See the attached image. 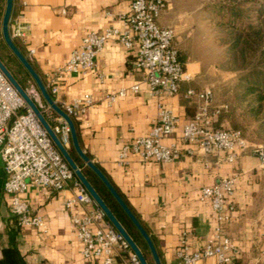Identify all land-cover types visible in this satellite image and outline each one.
Listing matches in <instances>:
<instances>
[{"label": "crops", "instance_id": "obj_1", "mask_svg": "<svg viewBox=\"0 0 264 264\" xmlns=\"http://www.w3.org/2000/svg\"><path fill=\"white\" fill-rule=\"evenodd\" d=\"M168 2L169 9L157 22L175 31L179 57L191 78L180 83L178 94L162 99L163 105L178 119L173 134L163 138L164 144L180 140L182 125L196 109V101L186 98L184 92L188 88H210L207 75L215 65L213 54L221 52L213 30L208 31L200 12L185 11L177 0ZM14 5L15 12L21 11L22 20L30 25L26 40H18V43L26 55L34 49L31 62L38 75L46 80L47 74L67 60L86 33H100L107 27L123 29L121 14L128 11L130 0H14ZM135 57L136 47L126 49L116 41H109L96 55L93 70L66 73L61 77L58 99L70 101L88 93L95 102L75 118L80 128L81 148L110 177L138 221L155 239L162 264L174 261L183 232L191 250L204 244L213 232L215 219L209 203L199 198L200 188L223 175L235 174L233 217L223 227L224 233L235 243L231 264H252L257 259L264 264V253H261L264 221L256 204L261 191L257 174L262 166L252 148L231 163L226 162L220 152H196L183 153L178 160L167 163L146 161L130 154L128 164H118L121 146L147 134L157 111V98L134 67ZM135 84L138 90L133 92L130 88ZM121 88L127 90L126 94L107 104L105 95ZM225 105L227 109L215 123L218 127L231 125L229 107ZM75 192L71 184L59 192L34 187L25 192L24 197L32 209L43 216L47 232L33 226H18L2 192L0 264H103L101 259L84 258L81 244L72 234L70 213L64 202ZM90 208L85 204L76 207L79 211ZM111 264L131 263L126 255L118 254ZM195 264H216V259L205 258Z\"/></svg>", "mask_w": 264, "mask_h": 264}, {"label": "built area", "instance_id": "obj_2", "mask_svg": "<svg viewBox=\"0 0 264 264\" xmlns=\"http://www.w3.org/2000/svg\"><path fill=\"white\" fill-rule=\"evenodd\" d=\"M167 9L168 0H130L128 11L121 14L123 29L107 27L100 33H86L67 60L46 76L44 85L51 92L53 101L71 118L84 114L94 105V99L88 93L73 97L70 101L58 99L61 77L66 73H86L93 70L96 67V55L109 41H116L126 49L136 47L134 67L150 93L157 98V111L147 134L137 136L121 146L118 164H128L130 154H136L146 161L167 163L178 160L183 153L196 152H220L223 159L231 163L246 149L252 148L261 166H264V145L251 146L241 130L215 125L227 106L214 104L210 88L185 90L184 96L196 101L195 112L182 125L180 140L169 144L162 142L163 138L173 134L178 120L173 111L163 105L162 99L178 94L180 83L191 78L179 57L175 31L157 23V19ZM61 12L64 13L65 10L62 9ZM29 31L30 25L22 20L21 11L16 10L11 14L9 34L12 39L24 42ZM33 53L34 49H30L26 58L32 60ZM130 89L136 92L138 85L135 84ZM26 92L61 144L67 148L71 140L68 124L49 105L42 102L34 86L31 85ZM126 92L125 88H121L107 93L104 100L111 104ZM0 162L5 173L2 192L18 226H33L42 232L48 230L43 216L34 211L24 197L29 188L59 192L71 184L76 192L65 200L64 206L70 213L72 234L81 244V255L87 259H101L103 264H111L115 256L120 254L126 255L131 264H140L123 236L108 221L77 179L34 112L1 70ZM236 182L235 174H227L210 185L201 186L199 198L208 202L214 213L213 232L200 248L194 250L189 248L186 232H183L175 250L174 261L169 264H195L211 257L216 259V264L232 263L235 243L224 233L223 227L233 217L232 200ZM79 204L89 205L91 208L79 211L76 209ZM261 253H264V247ZM252 264L262 263L257 259Z\"/></svg>", "mask_w": 264, "mask_h": 264}, {"label": "trees", "instance_id": "obj_3", "mask_svg": "<svg viewBox=\"0 0 264 264\" xmlns=\"http://www.w3.org/2000/svg\"><path fill=\"white\" fill-rule=\"evenodd\" d=\"M210 5L217 26L216 35L223 44L221 50L223 49L225 55V70H234L238 76L235 83L236 90L234 92V98L239 103L244 101L255 118L260 117V127L264 130V0H212ZM14 12L15 5L13 0L12 14ZM15 44L19 50L25 54L23 47L16 41ZM0 60L25 90L31 85L37 89L29 73L5 44L1 36V31ZM29 62L33 66L30 60ZM40 78L43 83H45L44 78L41 76ZM48 92L52 96L49 90ZM41 100L46 104L42 97ZM227 105L229 107V113H232L235 109L234 105ZM72 120L80 144V128L74 117H72ZM233 126L235 129H239L235 127V125ZM67 150L116 219L137 244L147 263L155 264L149 247L140 232L99 177L79 157L71 140ZM106 177L137 218L135 212L119 192L110 177H108V175H106ZM150 238L156 245L155 239L152 236H150Z\"/></svg>", "mask_w": 264, "mask_h": 264}, {"label": "water", "instance_id": "obj_4", "mask_svg": "<svg viewBox=\"0 0 264 264\" xmlns=\"http://www.w3.org/2000/svg\"><path fill=\"white\" fill-rule=\"evenodd\" d=\"M13 9V0H5V7L1 19V35L2 38L7 45V47L10 49V51L13 53V55L18 59V61L22 64V66L25 68V70L29 73V75L34 80L36 87L41 95V97L44 99L47 105L50 106V108L58 115L60 116L69 126L70 130V139L71 143L79 155V157L84 161V163L99 177V179L103 182V184L106 186V188L109 190V192L112 194L114 199L117 201V203L120 205L122 210L125 212V214L128 216V218L131 220V222L134 224V226L137 228V230L140 232L142 237L144 238L145 242L147 243L149 250L151 252L152 258L154 260L155 264H162L160 261V258L158 256V253L156 251L155 245L153 241L151 240L149 234L146 232V230L143 228L141 223L138 221V219L135 217L133 212L130 210V208L127 206V204L124 202V200L121 198L119 193L116 191V189L113 187V185L110 183V181L107 179L105 174L99 169V167L87 156V154L83 151L81 148L78 139L77 134L75 130V126L73 123V120L70 116H68L52 99L51 95L49 94L47 88L45 87L42 79L38 75V73L35 71L29 60L26 58V56L19 50L13 39L11 38L9 34V20L10 16L12 14ZM0 70L4 73V75L7 77V79L10 81V83L14 86V88L18 91L20 96L25 101L26 105L34 112L40 123L43 125L45 130L47 131L48 135L56 145V147L59 149L61 154L63 155L64 159L67 161L69 166L73 169L75 176L77 179L82 183V185L85 187L87 192L90 194V196L93 198L95 203L101 208V210L104 212L106 218L108 221L115 227V229L123 236L125 241L128 243L130 249L132 252L136 255L138 261L140 264H148L145 257L143 256L141 250L137 246V244L133 241L131 236L127 233V231L123 228V226L120 224V222L116 219L114 214L111 212V210L108 208V206L105 204V202L102 200V198L99 196V194L96 192V190L93 188V186L90 184V182L87 180L81 169L77 166L73 158L70 156L68 150L66 147H64L61 142L59 141L56 134L53 132L51 126L33 101V99L27 94L26 90L17 82V80L13 77L11 72L7 69V67L3 64V62L0 60ZM5 173L3 168L0 171V196L2 194V184L4 179Z\"/></svg>", "mask_w": 264, "mask_h": 264}, {"label": "rangeland", "instance_id": "obj_5", "mask_svg": "<svg viewBox=\"0 0 264 264\" xmlns=\"http://www.w3.org/2000/svg\"><path fill=\"white\" fill-rule=\"evenodd\" d=\"M177 2L178 6L185 11H198L202 14V17L206 20L205 26H207L208 31L211 29L213 30L215 41L222 48L223 44L216 35L217 26L214 20V13L210 9L212 0H177ZM4 7L5 0H0V31ZM13 41L18 42V39H13ZM213 59L216 66L214 65L212 68H210L211 73H209L207 76L211 81L209 87L213 90L214 104L218 105L226 103L233 104L235 107L233 112L229 113L230 116H228V119L230 120L228 122L231 125L229 127L225 125L221 127L234 128L233 125H235V127L239 128L242 131L244 137L251 144L264 145V130L260 127V117L255 118L254 114L251 113L244 101L242 103H239L234 98V92L236 90L235 83L238 76L234 70H225V55L223 53V49L221 50L220 54L215 51L213 54ZM257 179L261 191L259 193V197L257 198L256 204L260 209L258 213L262 215V220L264 221V166L259 169ZM263 246L264 245H262V247Z\"/></svg>", "mask_w": 264, "mask_h": 264}]
</instances>
